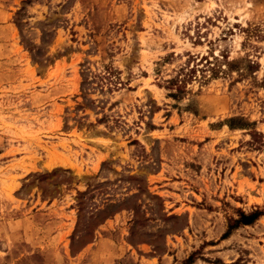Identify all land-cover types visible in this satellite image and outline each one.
I'll return each instance as SVG.
<instances>
[{
	"label": "rangeland",
	"instance_id": "rangeland-1",
	"mask_svg": "<svg viewBox=\"0 0 264 264\" xmlns=\"http://www.w3.org/2000/svg\"><path fill=\"white\" fill-rule=\"evenodd\" d=\"M255 209L264 0H0V264H264Z\"/></svg>",
	"mask_w": 264,
	"mask_h": 264
},
{
	"label": "trees",
	"instance_id": "trees-1",
	"mask_svg": "<svg viewBox=\"0 0 264 264\" xmlns=\"http://www.w3.org/2000/svg\"><path fill=\"white\" fill-rule=\"evenodd\" d=\"M192 72H194V70ZM111 74L112 73L109 72L108 75H111ZM168 83L171 84V85H175V87H174L175 91H174V93H170L171 96H181L182 94H184L186 92V90L184 88L185 86L183 85L185 82H183L181 80H178L177 78H174V79H170L168 81ZM232 120H235V119H233V118H229L228 119V124L227 125L229 126L230 129L237 128V127H241V128H244L245 127V125L244 126L243 125H240V126H234V125H232L230 123ZM247 124L249 125L251 123L248 122ZM262 214H264V211H262L260 209H255V210H252V211H250L248 213H245L243 211H240L238 218L231 220V223H230V225H228V229L223 234V236L224 237L227 236L232 229L237 228L240 225H249V224H252Z\"/></svg>",
	"mask_w": 264,
	"mask_h": 264
}]
</instances>
